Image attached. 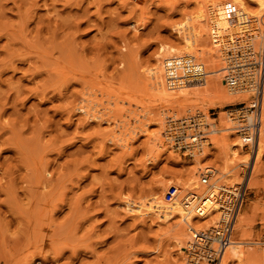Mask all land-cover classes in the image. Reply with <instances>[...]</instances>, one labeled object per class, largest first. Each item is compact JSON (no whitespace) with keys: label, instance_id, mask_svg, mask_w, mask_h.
Segmentation results:
<instances>
[{"label":"rangeland","instance_id":"374dc122","mask_svg":"<svg viewBox=\"0 0 264 264\" xmlns=\"http://www.w3.org/2000/svg\"><path fill=\"white\" fill-rule=\"evenodd\" d=\"M198 2L0 0V264H186L170 236L175 218L146 208L174 173L186 179L194 164L218 172L221 160L173 149L166 118L198 112L211 122L241 105L154 107L148 72L183 48ZM236 148L235 161L249 159L234 168L246 185L245 254L264 264L255 258L264 252V155L251 170L252 151Z\"/></svg>","mask_w":264,"mask_h":264},{"label":"bare ground","instance_id":"6f19581e","mask_svg":"<svg viewBox=\"0 0 264 264\" xmlns=\"http://www.w3.org/2000/svg\"><path fill=\"white\" fill-rule=\"evenodd\" d=\"M198 1L196 6H194L193 12H191L192 16L190 17L189 30L184 32V36L181 38V41L183 39L181 43L183 44V48L181 46L175 52L174 50L168 49V51L166 49V55L170 54V56L160 57L158 63H156L157 65L148 72L151 87L155 92V108L158 104L164 108L163 110H168L169 112L176 110L183 112L195 107L218 108L226 104L239 103L250 96L245 92L229 91L224 88L222 82L224 64H220V60L224 58V50L226 47L234 42H240L247 37L255 44L260 43L259 38L264 36V0H246L255 5V10L249 9L250 3L248 4L244 0ZM163 55H165V52ZM192 56L199 62L198 68L191 63L192 59L195 61ZM57 85L60 87V84ZM205 91L207 92L206 95H204ZM154 112L157 111L155 110ZM224 114V111H220L219 116H217L218 124L215 126L217 132L210 137L212 145L209 147L205 146V148L212 149V151L205 150L204 148L200 153H193V155H200L196 158L198 161L199 159H208L216 163L221 160L220 171L217 169L219 173L216 172L215 174V178L223 183L219 190L220 194H218L221 199H223L224 195L235 191L237 179H239L238 171L234 169L235 166L238 163H247L249 160L246 157L244 161H235V156L239 153V148L236 147L240 143L239 141L236 143L230 142L232 144L228 143L230 138L227 141V137L233 133L226 129L229 127V118L227 116L225 117ZM158 116L156 120L158 123H161L160 119L162 114L160 113ZM211 122H215V119H212ZM156 136H154L152 143L153 146L159 147L161 146V137H159L160 135ZM262 155H264V96H262V126L258 140L252 150L251 170L255 168L256 163ZM195 166V164L190 165L185 170L188 175L186 179H183L182 176H179V172H176L171 176L170 180L163 182L161 184V190L156 195L154 194L155 196L153 195L151 202L146 208L149 213L157 216L159 220L166 222L175 218L176 221L174 222L170 236H172L171 239L174 240L180 250L187 246L190 239L188 226L192 225L196 228L208 226L217 215L219 204H222L220 200L219 203L212 205L208 211V219H201L193 211L185 210L181 206L179 197L186 190H192L197 194H202L207 191L209 193L215 192L213 187L207 189L198 183L197 171H195L196 169L193 171V167ZM226 174L229 178L233 177L232 182L230 180L232 183H229L230 185L227 184L226 180H223V178L227 177ZM238 182L240 181L238 180ZM246 183L249 187L254 184L253 182L250 183V177H247ZM170 185L177 186L179 193L173 202L167 203L163 200L162 194ZM244 225H246L244 217L241 214H237L233 227V239L226 247L219 264H229L232 261H237L241 264H257L255 260H249L246 257V246L253 242L246 240V232L243 230ZM256 256L261 261L264 260V252L259 255L257 253L255 258ZM24 264L26 263L24 262ZM199 264L209 263L201 261Z\"/></svg>","mask_w":264,"mask_h":264},{"label":"built area","instance_id":"2783aa9c","mask_svg":"<svg viewBox=\"0 0 264 264\" xmlns=\"http://www.w3.org/2000/svg\"><path fill=\"white\" fill-rule=\"evenodd\" d=\"M223 84L229 91H239L250 94L246 101L240 102L236 109L226 110L229 127L240 143L241 148L253 150L258 140L262 126V96H264V36L260 43L255 44L247 37L227 46L224 50ZM215 113L212 112L211 115ZM215 117L210 118L216 119ZM217 122H210L202 113L185 114L180 117L166 118L164 138L167 144L181 155L193 158V153H200L212 145L210 137L217 132ZM216 169L210 165L199 168L198 183L207 189L214 188V193L208 191L197 194L186 190L179 197V202L185 210H191L201 219H208V211L212 205L218 206L215 218L208 226H188L190 239L184 248L186 264H198L205 261L209 264H219L226 247L232 241L233 227L240 210L246 185L237 184L235 191L219 197L222 182L215 178ZM179 193V188L170 185L163 194V200L173 202Z\"/></svg>","mask_w":264,"mask_h":264}]
</instances>
